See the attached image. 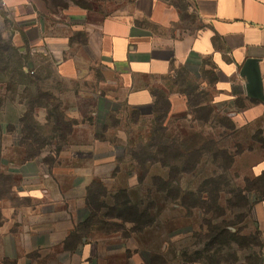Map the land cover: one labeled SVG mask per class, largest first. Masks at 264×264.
Returning a JSON list of instances; mask_svg holds the SVG:
<instances>
[{"label": "rangeland", "instance_id": "374dc122", "mask_svg": "<svg viewBox=\"0 0 264 264\" xmlns=\"http://www.w3.org/2000/svg\"><path fill=\"white\" fill-rule=\"evenodd\" d=\"M110 1H124L122 7L128 3V0ZM167 1L180 16L173 34L195 31L197 20L187 11L184 0ZM39 4L48 33L56 31L53 27L57 22L63 23L58 33L71 38L77 48L86 39L72 29L80 22L69 19L68 11L74 6L103 7L88 5L86 0H39ZM17 17L0 0V172L10 175L12 186H16L0 201L1 213L12 206L27 207L40 202L22 197L24 191L36 194L48 188L53 192L44 203L55 199L59 191L63 195L62 205L72 210L82 224L95 215L87 205L86 186L90 181H98L105 186L108 197L102 199L105 209L96 214L94 221L107 224L112 230L114 225L120 226V234L129 239L132 247L147 251L148 264H258L259 260L264 264L263 237L253 218L254 207L264 199V178L258 180L264 173L258 179L253 178V161L237 158L234 167L224 173L206 153L201 165L192 171L199 156L196 152H185L192 147L235 151L240 144L245 147L251 144L261 128L257 122L234 135L221 126H230V118L224 114L228 104L215 102L216 75L205 66L210 62L205 60L201 70L194 66V72L180 70L174 81L177 86L171 82L155 89L167 95L188 94L192 105L199 107L168 117L166 167L148 162L146 172L135 154L149 146L152 116L140 113L137 123L131 120V114L136 112L133 107L110 102H102L99 111L97 99L105 95L107 87L101 84L103 77L97 63L88 66L81 61L83 71L78 80L63 77L58 62L49 54H35L29 45L15 44L16 34L23 31L22 25L33 21L32 16L25 21ZM16 62L21 63L25 76L19 82L12 74L5 75L8 63L12 67ZM38 95L50 97V104L65 117L66 141H60V133L54 131L52 121L48 120L53 107ZM142 111L147 113L148 109L144 107ZM27 152L40 157L26 161ZM152 153L147 151L149 156ZM210 180L221 184L220 198L212 213L193 207L199 195L207 196L204 192ZM125 190L130 201L127 207L117 205L126 201L121 194ZM180 191L187 198L186 207L176 200ZM242 195L249 198L248 207ZM136 209L140 211L138 215ZM121 215L129 221L113 218ZM134 221L147 227L141 230ZM226 228L237 234L238 242L219 238L220 231Z\"/></svg>", "mask_w": 264, "mask_h": 264}, {"label": "crops", "instance_id": "0c3cea01", "mask_svg": "<svg viewBox=\"0 0 264 264\" xmlns=\"http://www.w3.org/2000/svg\"><path fill=\"white\" fill-rule=\"evenodd\" d=\"M2 2L18 20L33 17L32 22L22 25L15 44H27L32 51L49 54L58 62L63 77L78 80L83 71L81 61L88 66L97 63L101 84L107 87L105 95L97 99L100 110L102 102H110L152 116L155 89L175 80L180 70L194 72L197 65L201 70L207 60L210 64L205 66L216 75L215 102L228 104L224 114L231 126H221L238 135L259 122L257 133L264 137V0H184L198 25L195 31L176 35L173 29L180 23V16L167 0H128L124 7V1L86 0L88 5L103 7L74 6L68 11L69 19L80 22L72 29L86 39L84 45L79 43L80 48L58 33L61 22L53 27V34L48 33L39 0ZM168 95L170 117L190 111L188 98L182 93ZM144 107L147 113H143ZM256 135L237 156L253 161V178L264 173V149L255 140ZM51 192L48 188L36 194L26 190L22 197L40 202L3 209L0 264H148L147 251L132 247L120 232L94 230L76 248H69L71 235L82 220L62 205L59 191L55 199L44 203ZM253 218L264 242V199L254 207Z\"/></svg>", "mask_w": 264, "mask_h": 264}, {"label": "trees", "instance_id": "16d2710c", "mask_svg": "<svg viewBox=\"0 0 264 264\" xmlns=\"http://www.w3.org/2000/svg\"><path fill=\"white\" fill-rule=\"evenodd\" d=\"M11 63H8V66H6L5 69V75L7 76L8 74H12V76L17 77L16 82H19L21 80H23L25 78L24 73L22 72L23 67L21 66L20 62H16V64L14 66L11 67ZM1 73L3 74V69L1 71ZM13 78V77H12ZM19 78V80H18ZM178 76L176 77L175 80H177ZM175 80H173L172 84L174 86H177V82H174ZM154 98H155V104H154V112L152 115V124H151V131H150V143L147 149L145 150H141V152L136 153L135 157L137 158V160L139 161L140 165L143 166L144 170L146 172H148L147 169V163L150 162L152 165L155 164H161L162 166L166 167V157H167V150H168V145H167V141H166V136H167V131L169 129L168 125L166 124V121L170 115L171 112V103H170V99L169 96L164 92V93H157V91L155 90L153 92ZM188 97V94H185ZM38 98L42 101L45 100L46 102H48V104L50 105V107H53L52 112L49 113V121H52L53 125H54V131L58 134L60 141H66V139L68 138V136L63 132V128L64 126L66 127L67 124L65 122V117L62 114L58 113V108L54 107L53 105L50 104V97H47V95L42 96V95H38ZM189 101V107L191 109V107H197L198 105H192V102ZM199 107V106H198ZM100 110V109H99ZM134 113L131 114V120H135L137 123L139 122V118L141 117V112L138 109L134 108ZM227 128L229 127L228 125H225ZM231 126V125H230ZM229 129V128H228ZM107 130V129H106ZM71 132H72V127H71ZM70 137V136H69ZM31 139V138H30ZM255 140L262 146V148L264 149V137L262 136L261 133L258 134V136L255 137ZM183 141V139H182ZM188 143V140H184L183 143ZM175 144V143H174ZM212 144V143H211ZM182 146V145H180ZM140 149V148H139ZM60 150V149H59ZM147 151H152V155H148ZM186 153H193L196 152L197 153V161L195 160L194 164L192 165V171L197 170V168L201 165V161L202 156H209L212 158L214 164H218L220 165L222 168V170L224 171V173H226L227 171L231 170L234 167L235 164V159L237 158V156H239L240 154L243 153V146L238 145L236 147L235 151H230L227 149H216V148H207V147H202V148H190L188 150L185 151ZM135 153V152H134ZM206 153V154H204ZM40 157V154H33L31 155L29 152L26 153V161H34L37 158ZM159 157H164V158H159ZM222 162V164H221ZM145 172V173H146ZM262 177L256 178L258 180H262ZM255 179V180H256ZM0 182H2V184H0V201H2L3 199L7 198L8 195H10L12 193V191L14 190V188L16 186H12V177L6 176L3 173L0 172ZM161 183H164L161 179H160ZM155 184V183H154ZM207 191H205L204 193L207 195L205 197H203L202 195H199L198 197V201L197 204L195 206H193L194 208H199L202 209L208 213H212V211L214 210L213 205L216 203H218V200L220 198V187L221 184H218L217 181H213L210 180L207 182ZM156 186V184H155ZM247 192V191H246ZM122 196L126 199V201L124 202H120L117 203V205H121L123 207H127L128 205H130V201L128 200V193L127 191H123L121 192ZM183 193L177 192V197L176 200H180L182 202V205L185 206L187 204L186 200L187 198L182 197ZM108 197V192L105 188V186L102 184V182H98V181H94L93 183H91V185L88 187L87 189V205L90 209V211L94 212L95 215H92L91 218H89L86 222L79 224V226L77 227V229L75 230V232L71 235V238L68 242V247L69 248H76L78 246V244L80 243L81 239L88 235L89 233H91L94 230L103 232L105 234H112V233H116L119 232L120 226L118 225H114V230L108 228L107 224H103L100 222H95L94 218L96 216V214H99L102 209H105V205L102 202V199H105ZM241 199L244 200L245 206L248 207L250 205L249 202V198H247L246 195H242ZM186 207V206H185ZM151 208V206H150ZM151 209H154V205L152 206ZM136 215H138L140 213V211L138 209H136L135 211ZM93 214V213H92ZM109 216V215H108ZM116 218L118 220L121 221H129L126 220V218L124 216H118L117 217H113ZM3 222V217H2V213L0 210V224ZM134 223H136L137 225H139L138 227H140L141 230L145 229L147 226H141V224H139V222L134 221ZM226 238L234 243L238 242V238H237V234L233 233L230 229H223L222 231H220L219 233V238ZM261 264V260H259V263Z\"/></svg>", "mask_w": 264, "mask_h": 264}, {"label": "built area", "instance_id": "2783aa9c", "mask_svg": "<svg viewBox=\"0 0 264 264\" xmlns=\"http://www.w3.org/2000/svg\"><path fill=\"white\" fill-rule=\"evenodd\" d=\"M35 54H38V51H33ZM34 74V73H33Z\"/></svg>", "mask_w": 264, "mask_h": 264}]
</instances>
